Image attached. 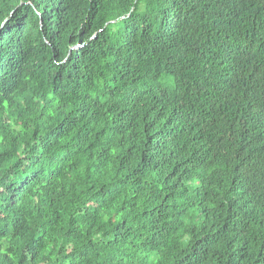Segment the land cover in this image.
I'll list each match as a JSON object with an SVG mask.
<instances>
[{
	"label": "trees",
	"instance_id": "trees-1",
	"mask_svg": "<svg viewBox=\"0 0 264 264\" xmlns=\"http://www.w3.org/2000/svg\"><path fill=\"white\" fill-rule=\"evenodd\" d=\"M0 264H264V0H0Z\"/></svg>",
	"mask_w": 264,
	"mask_h": 264
}]
</instances>
